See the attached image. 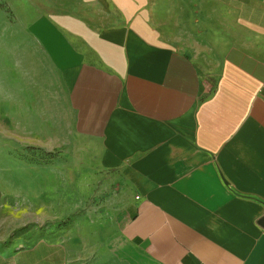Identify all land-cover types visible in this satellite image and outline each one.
Returning <instances> with one entry per match:
<instances>
[{"label":"crops","instance_id":"obj_1","mask_svg":"<svg viewBox=\"0 0 264 264\" xmlns=\"http://www.w3.org/2000/svg\"><path fill=\"white\" fill-rule=\"evenodd\" d=\"M0 21V202L89 203L0 264H264V0H0Z\"/></svg>","mask_w":264,"mask_h":264},{"label":"rangeland","instance_id":"obj_2","mask_svg":"<svg viewBox=\"0 0 264 264\" xmlns=\"http://www.w3.org/2000/svg\"><path fill=\"white\" fill-rule=\"evenodd\" d=\"M8 31L20 33L19 23L14 21L11 27H6L0 21V34ZM9 188L12 193L4 195L0 202V249L3 246L10 249L29 246L39 238L67 236V227L74 220L70 215L89 204L43 200L34 191L25 196L21 193V186Z\"/></svg>","mask_w":264,"mask_h":264},{"label":"trees","instance_id":"obj_3","mask_svg":"<svg viewBox=\"0 0 264 264\" xmlns=\"http://www.w3.org/2000/svg\"><path fill=\"white\" fill-rule=\"evenodd\" d=\"M72 216H74V214Z\"/></svg>","mask_w":264,"mask_h":264}]
</instances>
